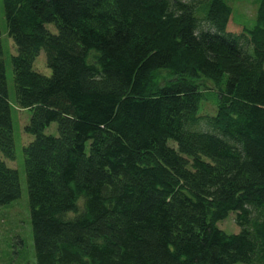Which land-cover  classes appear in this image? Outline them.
<instances>
[{"label": "trees", "instance_id": "1", "mask_svg": "<svg viewBox=\"0 0 264 264\" xmlns=\"http://www.w3.org/2000/svg\"><path fill=\"white\" fill-rule=\"evenodd\" d=\"M2 7L0 206L21 195L5 163L16 129L6 34L14 104L31 113L36 264H264V0L251 29L231 25L225 0ZM41 50L49 77L33 67ZM206 81L214 116L198 115ZM52 123L56 137L44 134ZM230 213L236 235L217 228Z\"/></svg>", "mask_w": 264, "mask_h": 264}, {"label": "rangeland", "instance_id": "2", "mask_svg": "<svg viewBox=\"0 0 264 264\" xmlns=\"http://www.w3.org/2000/svg\"><path fill=\"white\" fill-rule=\"evenodd\" d=\"M259 1L260 0H225L230 8H232L231 25L233 24L234 28L243 27L251 29L255 24L256 10ZM0 27L4 33L5 22L3 17L2 0H0ZM47 29L52 33L55 32L52 26H47ZM2 40L7 47V49L5 48L3 60L8 95L12 106L11 116L14 127L16 128L14 132L15 159L13 161L6 160L5 163L9 168H13L17 171L21 195L20 198L13 203L6 206H0V264H36L26 179L23 168L24 155L22 151L23 148L33 140V137L26 135L23 130L24 126L27 125L29 121L31 113L26 110H20L14 104L15 92L10 56L15 55V47L12 41L7 38L6 34L2 36ZM33 67L39 74L47 77L50 76V70L46 68L45 54L42 50L35 59ZM163 76L167 78L165 73H163ZM203 84L207 96L205 100H202L199 106L198 115L201 116L207 114L209 116H214L216 112V101L214 97L211 96L214 88L210 81H206ZM44 134L56 137V123L50 124V126L45 129ZM234 219L235 214L230 213L225 220L217 223V228L226 235L238 234L239 228L235 224Z\"/></svg>", "mask_w": 264, "mask_h": 264}]
</instances>
